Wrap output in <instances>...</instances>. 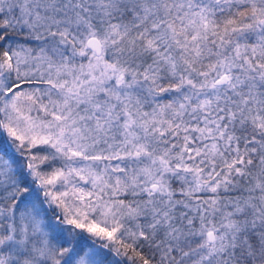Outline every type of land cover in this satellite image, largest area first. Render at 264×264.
Masks as SVG:
<instances>
[{
  "label": "snow or ice",
  "instance_id": "snow-or-ice-1",
  "mask_svg": "<svg viewBox=\"0 0 264 264\" xmlns=\"http://www.w3.org/2000/svg\"><path fill=\"white\" fill-rule=\"evenodd\" d=\"M0 264H264V0H0Z\"/></svg>",
  "mask_w": 264,
  "mask_h": 264
}]
</instances>
